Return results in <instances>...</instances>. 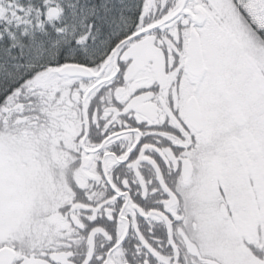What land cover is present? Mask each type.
Instances as JSON below:
<instances>
[{"label": "snow or ice", "instance_id": "6c2138e0", "mask_svg": "<svg viewBox=\"0 0 264 264\" xmlns=\"http://www.w3.org/2000/svg\"><path fill=\"white\" fill-rule=\"evenodd\" d=\"M0 264H264V0H0Z\"/></svg>", "mask_w": 264, "mask_h": 264}]
</instances>
